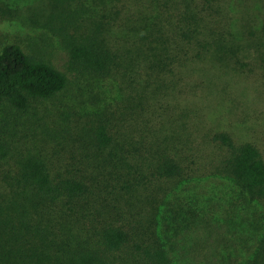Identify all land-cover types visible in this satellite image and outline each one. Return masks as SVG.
Returning a JSON list of instances; mask_svg holds the SVG:
<instances>
[{"label": "trees", "instance_id": "1", "mask_svg": "<svg viewBox=\"0 0 264 264\" xmlns=\"http://www.w3.org/2000/svg\"><path fill=\"white\" fill-rule=\"evenodd\" d=\"M2 24L36 34L0 30V104L79 105L0 174V264H264V124L240 118L264 0H0ZM93 82L117 96L88 110Z\"/></svg>", "mask_w": 264, "mask_h": 264}, {"label": "rangeland", "instance_id": "2", "mask_svg": "<svg viewBox=\"0 0 264 264\" xmlns=\"http://www.w3.org/2000/svg\"><path fill=\"white\" fill-rule=\"evenodd\" d=\"M0 30L5 31L9 36L13 37V40L27 38L26 34L30 36L36 34L35 31L27 28L26 31H23L15 24H2L0 25ZM59 52H61V50ZM58 60L60 61L61 59L58 58ZM241 84H243V89L246 87L247 97H245L244 100L249 105V107H247L242 102L241 107L246 109L249 113H241L240 118L246 123V126L258 130V134L253 133V131L247 132L245 129L241 132L244 135L249 134L252 138L260 136L262 132L259 131L257 123L264 124V101H260L256 97L251 81ZM110 85L109 82H102V84L98 86L97 82H93L91 86H94L95 89L93 88L92 91L89 90L91 86L82 85L84 88L83 94L86 93V95L91 98L87 103L88 110H95L96 104L103 105L105 98L111 99L113 96H117V91L112 97H110L109 93L108 95L105 94L106 91L108 92ZM98 98H101V101ZM69 99L70 97L64 99L68 106H70ZM218 103L220 105H215L217 110L216 113L219 114V112L222 111L221 106L227 112L230 111L231 101L224 100L223 102L218 101ZM78 105L77 103L72 107H67L62 102L56 106L50 103L44 105L43 102H36L34 107L26 114L8 104H0V174L7 172L10 168L13 172L18 170L16 162L19 160L17 158H19L20 154H27L29 152L37 154V151H43L48 155H52L54 153V148L58 146V142L60 141V139H57L55 133L60 131L59 123L61 110L68 113L73 111V107L78 108ZM82 112L86 113L87 111L82 110ZM228 121L230 120L227 119L226 123H228ZM237 121L239 120L233 119L230 121L235 129L239 127ZM260 137L262 138L263 135ZM4 154H6L5 157L2 156ZM262 215H264V206L262 207Z\"/></svg>", "mask_w": 264, "mask_h": 264}]
</instances>
